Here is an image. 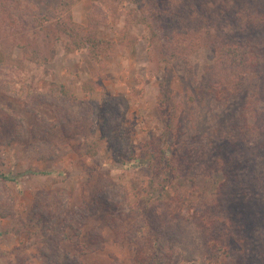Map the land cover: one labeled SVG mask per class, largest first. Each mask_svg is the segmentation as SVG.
<instances>
[{
    "label": "rangeland",
    "instance_id": "obj_1",
    "mask_svg": "<svg viewBox=\"0 0 264 264\" xmlns=\"http://www.w3.org/2000/svg\"><path fill=\"white\" fill-rule=\"evenodd\" d=\"M1 1L0 264H264V0Z\"/></svg>",
    "mask_w": 264,
    "mask_h": 264
},
{
    "label": "trees",
    "instance_id": "obj_2",
    "mask_svg": "<svg viewBox=\"0 0 264 264\" xmlns=\"http://www.w3.org/2000/svg\"><path fill=\"white\" fill-rule=\"evenodd\" d=\"M3 1L5 2V0H3ZM12 1H14L16 5H18V4L20 5V3H21L20 2L21 0H12ZM1 9H3L5 13L7 12L6 6H4L2 1L0 0V11H2ZM26 9L30 10L31 8L30 7H26ZM8 13L10 14L12 12L8 11ZM227 48L231 51V55L234 54V56L236 58L240 59V61L243 62V64L245 65L246 68L248 67L249 69H251L253 71H259V72L263 71L264 72V50H263V48L261 46H260V49H259V47L258 48L250 47V45L238 46V48L236 47V49H233L234 47L229 45V46H227ZM240 49L246 50V51H244V57L243 58L240 57V54H239ZM237 50H239V51H237ZM61 93L64 96L69 94L64 89V87H62V86L61 87L58 86V87H56V88L51 90V94L53 96H55L56 98H58V96ZM263 112H264V110H263ZM168 128H169L168 129L169 131H173L172 124H169ZM166 135H168V133H166ZM168 144H169V141H168V143H166V146H168ZM226 148H224V145L218 146V150L221 153H229L228 149H226ZM161 152H163V154ZM161 152H157L156 154L150 155L151 156L150 157V161L155 162L156 159L153 160L152 157H154L156 155V157H159L158 158V160L160 161L159 164H161V165L164 164L165 167H170L171 165L175 164L174 160H172V159L170 160V159H167V158L164 157V155L167 156L166 152H165V154H164V151H161ZM159 153H160V155L157 156ZM176 168H178V167L176 166ZM173 170H174V172H177L175 168H173ZM64 238L67 239L68 241L70 240L69 242L72 241V239H68V237L66 235L64 236ZM65 264H68L67 261H65Z\"/></svg>",
    "mask_w": 264,
    "mask_h": 264
}]
</instances>
